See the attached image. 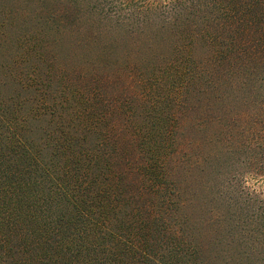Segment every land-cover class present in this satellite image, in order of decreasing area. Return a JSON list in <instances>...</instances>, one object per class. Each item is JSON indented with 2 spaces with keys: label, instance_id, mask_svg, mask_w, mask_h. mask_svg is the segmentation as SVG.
<instances>
[{
  "label": "trees",
  "instance_id": "trees-1",
  "mask_svg": "<svg viewBox=\"0 0 264 264\" xmlns=\"http://www.w3.org/2000/svg\"><path fill=\"white\" fill-rule=\"evenodd\" d=\"M25 3L33 49L104 36V101L24 99L39 122L77 118L92 147L0 134V264H264V0ZM14 29L0 19L5 51ZM215 162L228 172L212 197L189 176ZM197 194L214 218L191 211Z\"/></svg>",
  "mask_w": 264,
  "mask_h": 264
},
{
  "label": "rangeland",
  "instance_id": "rangeland-1",
  "mask_svg": "<svg viewBox=\"0 0 264 264\" xmlns=\"http://www.w3.org/2000/svg\"><path fill=\"white\" fill-rule=\"evenodd\" d=\"M28 11L29 6L25 3V0H0V19L2 17L3 19H10L15 28L9 36L10 46L6 51L0 46V120L8 123V125L5 126L6 128L0 130V134L7 131L14 132V128H16L21 133L23 139H30L35 135H37L36 138H39L41 135L40 133L45 128L55 133L63 130L65 135L70 134L69 138L71 144L79 146L80 148L92 147L94 144L96 145L97 141L95 132H92L93 138L89 136L90 139L81 136V125L79 121H77V118L70 119L69 116H64L62 121L57 119V114H55L53 116H48L47 119L45 117L44 122H39V119L34 117L36 114L35 112L32 116H27V105H25L24 99L27 95H31L34 98L37 94V100L39 101L36 103L41 112L44 110H48L49 112L47 106L41 107L44 97L49 95L46 103H50L54 100L60 101L63 98L59 89L64 90L66 93L72 91L77 94L76 92H78L79 94L77 96L79 97L81 94L83 95L84 92L89 93V97L85 96V98L82 99L83 102L86 101L89 108L90 105L93 107L103 103L104 36L96 34H92V36L87 34L86 36L80 33L81 36H75L64 41L56 51H45L49 48L40 51L38 45H36L38 49H33L32 45L35 43H33L32 38L27 35V31L32 28L34 24L30 23L26 18L25 13ZM97 28L104 27L100 23H94L93 29L95 30ZM88 36L91 38H87ZM90 44H92V46H90ZM76 46L78 47L76 48ZM29 47H31V49ZM53 70L56 74L49 75ZM27 78H40L44 80V82H36L37 85L35 90H37V93L33 90V86L25 91L22 84L28 80ZM11 96L14 97L16 105L10 104L9 97ZM2 101H6V103ZM78 106L79 114L83 113V103H79ZM129 107L134 109L137 105L134 104L132 107L131 104L128 105V108ZM40 108H42V110H40ZM39 111L37 114H39ZM52 117L55 118V121L54 119L50 121ZM62 124H64V128H62ZM197 137L200 141V136L196 135L197 148L192 151L196 160L204 156L203 153L205 151V146L199 143ZM199 144L201 145L200 149ZM96 154H98L97 151ZM220 160L222 161L223 159ZM210 161L212 162V159ZM204 164L205 162H199V166ZM213 166L214 171L212 175H209V169L207 174L197 172L189 176L192 187L199 188L202 186V189H206L212 197H214L213 193L218 190L220 186L221 176H217V173L221 174L228 172V169L223 168L219 162H215ZM189 196L190 198H195L191 211L197 212L198 215V212L204 209V211H207L208 215H212L213 218L215 217L212 211H215L216 205H211L208 209L203 205L204 199L211 200L208 194ZM212 227L215 228L216 224H212ZM214 252L215 251H212L211 255H213Z\"/></svg>",
  "mask_w": 264,
  "mask_h": 264
}]
</instances>
